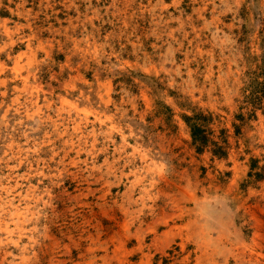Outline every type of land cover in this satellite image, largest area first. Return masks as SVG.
I'll list each match as a JSON object with an SVG mask.
<instances>
[{"label": "rangeland", "instance_id": "obj_1", "mask_svg": "<svg viewBox=\"0 0 264 264\" xmlns=\"http://www.w3.org/2000/svg\"><path fill=\"white\" fill-rule=\"evenodd\" d=\"M263 60L264 0H0V264H264Z\"/></svg>", "mask_w": 264, "mask_h": 264}, {"label": "trees", "instance_id": "obj_2", "mask_svg": "<svg viewBox=\"0 0 264 264\" xmlns=\"http://www.w3.org/2000/svg\"><path fill=\"white\" fill-rule=\"evenodd\" d=\"M260 75L262 78L258 85L260 88L252 92V96H254L253 99L257 102V104H260V102L264 99V60L261 66ZM186 119L190 129L192 144L195 146L197 151H201L211 144L214 146V149H212L213 154L222 156L225 153L221 145H218L217 142L211 140V131L207 127L208 120L205 115L198 113L192 117H187Z\"/></svg>", "mask_w": 264, "mask_h": 264}]
</instances>
